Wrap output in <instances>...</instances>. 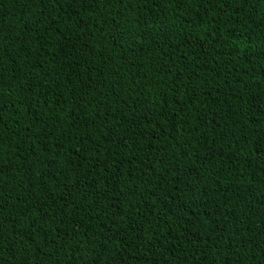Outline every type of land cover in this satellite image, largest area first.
<instances>
[{
	"label": "trees",
	"instance_id": "16d2710c",
	"mask_svg": "<svg viewBox=\"0 0 264 264\" xmlns=\"http://www.w3.org/2000/svg\"><path fill=\"white\" fill-rule=\"evenodd\" d=\"M0 264H264V0H0Z\"/></svg>",
	"mask_w": 264,
	"mask_h": 264
}]
</instances>
